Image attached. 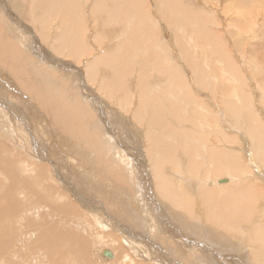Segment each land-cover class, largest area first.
<instances>
[{
    "label": "bare ground",
    "instance_id": "obj_1",
    "mask_svg": "<svg viewBox=\"0 0 264 264\" xmlns=\"http://www.w3.org/2000/svg\"><path fill=\"white\" fill-rule=\"evenodd\" d=\"M11 1H13L14 5L18 4L15 6L18 15H23L24 12L28 11L26 9L24 10L26 6H23V8L19 5V0ZM34 1L37 2L38 5L35 7L36 11L34 10L35 8L33 9L36 20L38 22L41 21V15H44L47 19L53 18L52 22L56 18L54 24L57 23L55 26L58 32L65 29V34L61 37L58 46L66 45L68 48L67 56L75 59H83V61H85L87 76H95L96 79L102 80L97 76V73L102 71L99 67L103 66L104 68L108 63L112 65L117 64L118 68L113 70L116 80H107L108 82L103 85L106 86L107 90H117L121 92L122 95L129 93L130 85L128 84V74L131 72V69H133L131 66L133 63L131 58L126 56V51L131 45L137 50H141V46H143V43L148 39L145 38L141 41L135 36L132 40L130 38L129 43L119 44L114 54L110 53L107 55V53H100L103 55L101 57L98 56V59L92 61L89 59V57H91V49L87 47V40L85 38L86 31L78 32L81 18L83 17L84 22L87 19L89 21L88 13H90L92 17L94 15L97 19L115 26L123 27L132 24L136 25V20H132L134 12L132 15L130 11L122 8L125 0H114V5H116V8H114L115 10L109 8L105 9V7H103L105 5L101 0ZM189 5H191L189 0H170V2L166 4V11H168L169 16L175 14L177 18H180L179 21L184 23L185 28L192 29L195 27L196 23L202 19H200V16L203 18L205 16H203V11H200L198 8L189 10ZM94 8H96L95 14L91 12ZM41 10H43V12H41ZM251 10H253V12L250 15H245V17L248 18L251 16L253 18V15L259 13L255 8H250V12ZM230 11L231 10H228L227 15L230 14ZM54 12L61 13V17H57V14ZM145 15L150 18L149 13L145 12ZM44 16L43 19L45 18ZM251 17L250 20H252ZM57 18H59L58 20L60 23L57 22ZM137 20L140 22V17L138 15ZM233 21L241 22L242 19H232L231 22L228 23L232 26L230 30L234 29L235 26H241V24H235ZM262 23L263 28L261 32L263 33L264 22ZM218 25L219 23L213 22L212 18L202 23L201 30L203 35H198V39L207 43V45L205 49H203L205 54L203 53L204 51L201 53L203 56L199 64L197 57H195V53L188 55L189 51H187V49L193 46L184 45L183 47V35L180 36V44H176V46L180 48L183 57L185 59L187 58V63H185L186 66H184V62L182 63L177 60L181 57L179 56L180 51L178 56H173L175 59L174 62L172 61L173 57L170 56L171 50L168 49V46L164 44L161 46V57L164 58L163 65L165 67L161 68L160 72L163 74L165 73V88L157 84L159 88L153 91L151 89L154 96H151L148 101V107L151 111L150 126L142 127L145 128L146 133L142 135V143L141 136L140 140L137 141L141 163H145L141 165V169L139 167L140 172H142V178L138 175H134L133 179L135 184H137V186H133V192L137 194V198L132 200V198H130V193L123 196L121 188L114 184L109 176H107L105 168L106 170L111 168V162L107 156V154H111L110 151L105 152L102 149L99 151V149L95 148L94 151L92 150V152H90V158L93 163H87L85 160L77 158L78 167L73 163V159L72 161H66L67 163H64L66 165L63 164V166L59 161L60 159L56 158L54 155L52 157L48 148L45 147L46 143L43 145L36 139H33L36 158L42 165L36 167L39 172L40 182L32 185L33 189H29L26 182L28 180L24 179L26 181L22 182L21 185L24 186L23 190L28 192V196L25 197L22 195L21 191L16 193L11 191L6 177L2 176L0 178V191L5 190V192H0V202L2 201L1 203L6 206H0V241L8 242V249L3 253V256H0V262L2 264H27L29 260H22L19 253L23 254V256H33L34 260L39 258V262L33 264H88L90 262H98L101 264H132L128 263L127 258H125L129 255V248H132L133 256L136 260H153L150 262L141 261V264H264V202H257L255 199V196L258 195V181L264 184L260 179L261 176L264 177V171L259 167L253 166V168L257 170V175L254 176L253 172L255 173V171L252 169V165L247 166L246 170L250 173L244 176L243 183L249 180L250 183L241 188V186L236 185L240 177L238 176L236 178L235 172L231 167V164L235 161L234 156L230 154L232 153L231 150L226 147L227 152H225V150L219 151L216 147V138L218 135L225 136L227 132H233L245 136L239 128H232L231 123L242 118L248 108L252 109V106H254V109L257 111H263L258 107V102L256 103L257 99L255 100L254 97L250 99L247 91H244L243 88L246 87L247 82H245V80H248V77L238 71V66H236L237 63L233 65L236 60L234 58L235 60L232 62L234 56L230 57L228 54L225 56L221 44L222 41L220 40L221 38L218 37L215 40L217 36L214 35L215 30L213 27H218ZM88 28L89 26L85 27L86 30H88ZM147 29L154 31L155 34L158 31V29H154L153 26H149ZM142 30H144V28H142ZM53 32L55 33L57 31L54 30ZM176 32L177 31H175V35ZM190 32L191 31H189V33ZM238 39L240 40V38ZM172 41L175 42V38H173ZM219 41L221 42L218 44ZM238 43L243 44L246 43V41ZM242 44L239 45L241 46ZM256 44L257 48L262 46H259L258 43ZM256 44L253 43V45L250 44V46H254V49ZM173 45H171V47ZM108 47L109 46L106 48ZM54 48L59 49L60 47L55 46ZM101 48V46H96L95 50ZM259 49H256L257 51L255 52H258ZM152 51L154 52L153 49ZM184 51H186V54ZM253 51L254 50H252V52ZM212 54H218L220 56L219 61H225L227 72H239V77L244 83L239 91V101L231 100L229 98L228 89L222 88V91H224L223 94L225 93V102H223V104L221 103V108L217 105V108H215L216 106L212 102L211 96L206 92V95L203 96L204 98L202 99H198L197 96H195L200 87L206 86L211 88L217 86V82L216 85L213 82L210 83L211 77L209 73L207 74L209 71H203V69H206L204 65L207 61L205 62V60ZM221 54L222 58L224 56V59L221 58ZM133 56L136 55L133 54ZM263 56L261 58L254 56L255 58H253V60L252 58L249 59V63L254 64V77L258 80V84L252 89L253 92L256 91L255 96H258L259 92H264V86H262L263 78L261 75L264 72ZM58 57L59 56L56 57L52 55V59L55 61L54 65L61 67L64 63L60 60L61 58ZM203 57L207 58L204 59ZM83 61H81V64H83ZM202 61H204V65ZM65 64L70 65L69 63ZM14 66L16 68L15 73L17 77L22 79L24 84L29 88V93L32 98L28 95V97L20 98L22 94L17 89L15 81L8 78L7 72L1 67L0 98L16 96L24 107L17 103H14V107L16 111H25V109H29V117L28 114L25 115H27V122L32 125V128L41 126V123L47 124V120L45 118L42 119V115L39 113L41 112L40 106L51 113L52 118L55 120L56 130L60 131L67 142L80 143L79 141L81 138L78 137V134L81 132L86 133L87 139H90L88 136V127L86 125H79L76 122L77 113L74 112L73 114H69L66 109L63 108L62 103L55 99V86L50 81L51 77H43L40 65L34 67L32 64L27 63V67L24 69L20 68V64H14ZM234 66L236 69H233ZM184 69L192 71V79L194 78L192 84H189L191 80L189 72ZM166 73L168 75H166ZM26 75H33L34 79L31 80ZM187 76H189L190 79L186 78ZM70 79H72V76H70ZM70 81L72 82L71 88L74 86L76 89L73 81ZM213 81L215 82L216 80ZM103 82L104 80L102 83ZM195 83L200 84V86H196L198 90L195 88V94L191 95L190 92L192 93L193 90L191 91L192 88L190 89V86H194ZM49 86H51L53 90ZM88 91V89H83L81 93L88 96ZM77 92L80 94V90ZM237 92L238 91H234V94H237ZM239 97H243V99L241 100ZM182 98L184 100L181 102L180 99ZM252 99H254L255 102L252 101L248 103ZM214 100H217V97ZM29 101L32 103L36 102L38 105L36 106L37 109L34 105L25 104ZM91 101L93 102V107L91 111L87 112L88 114L86 116V120L90 122L94 119L91 117V114L94 113L96 116L101 114V107L104 104L102 103L103 101L100 100V96H97L96 99L91 98ZM77 104L76 102L74 105ZM129 106H131V104ZM3 107H5L4 104H0V110L6 109L15 128L16 122L12 117L13 111L8 107H5V109ZM76 108L81 114L82 110L79 105H77ZM116 113L119 117L124 118L119 112ZM251 117L254 118L253 116ZM143 120L141 108L135 112L132 121L127 119L129 122L135 121L140 123H143ZM0 126L4 129H8V125L5 121L0 122ZM258 127L261 128L258 133L264 132V125L259 124ZM132 130L139 132L138 128L134 127V125L132 126ZM214 132L217 134L216 138L213 137L215 136ZM50 135L51 137L52 135L56 136L53 130L50 131ZM242 144L249 145L245 141H241V145ZM164 146H166L169 151L173 149L177 151L174 170L165 167V158L162 156ZM18 150L23 151L20 149V146H18ZM244 151L246 150L244 149ZM68 156H70V154H68ZM249 158L248 155L246 160ZM70 164H73V168H76L83 176L88 175L83 181L87 189H89V187L92 188V186L89 185L90 183H95L96 185L102 183L105 196L97 194V190L96 197L86 192V195H89L93 200H90L86 195H82L80 190L84 184L80 179L73 180L75 173L74 169H71L72 166H70ZM138 164L140 166V161H138ZM108 165L109 167H107ZM126 165H129V163L126 162ZM84 166H86L84 169L85 171L83 170ZM183 167H188L190 169H185L184 171ZM191 169L193 170L192 174L190 173ZM45 170L49 171L54 176L56 179L54 183L42 182ZM68 173L70 175H68ZM185 180L188 181L186 184H184ZM60 184L66 193L57 197L56 195H58ZM56 186L58 188H56ZM92 189L89 190L91 191ZM35 190L38 191L35 192ZM48 195L52 207H47L48 217L46 219L42 216L43 214L39 215V210H41L43 206L38 207L37 204H45V199ZM160 197L163 199H160ZM138 200L144 202V204L138 202ZM94 202H98L100 206L95 205ZM141 204L142 208H140ZM116 209L124 212V215L116 213ZM163 209L173 216L174 222L176 223L175 227H177L178 230L175 228L174 232L172 230L163 231V228L160 226L151 230H146V220L150 213L154 212L156 215L155 219L162 223L163 226L167 223L161 213ZM57 211H59L61 215L59 213L56 214ZM148 211L150 213H148ZM14 214H16L15 217L11 221H8L9 215ZM31 215L37 216L36 219L27 220V217ZM85 216H91L94 219L93 228L91 225L82 222L85 221ZM116 216L122 220L123 223L120 222ZM200 218L202 222H199ZM57 219H59L58 222ZM36 220L38 223H42L37 224ZM133 221L134 227L131 224ZM77 223H80L78 230H74L70 227ZM14 224L24 226L30 231L33 230L36 232L35 236L31 239V233L29 235H20L19 230L15 228ZM247 225L253 226L250 233L254 234V236L256 235L255 240L263 243V246H261L262 251L258 250L257 253L255 251L253 254H256L253 256H251L249 251L241 244L250 234L247 233ZM144 227L145 231L139 233V230L144 229ZM80 229L83 231H91L92 234L88 237L83 231H80ZM199 230H202L200 232L201 237L198 235ZM224 230L231 231V235H226ZM180 231H184L185 237L186 233L189 234V238L186 239L182 235H179L178 233ZM204 237L210 244L215 246L214 249L211 250L208 247ZM74 238L75 240H72ZM23 239L31 240V244L29 243L30 245L26 249H23V247L21 248V246L17 244L19 240ZM28 240L27 242H29ZM37 243L39 244L36 245ZM12 249H14V251H11ZM106 251L111 253V257L105 254ZM11 252L15 255H12L10 259H6L4 255L6 254L7 256ZM44 252H46V254ZM169 254L177 256L183 261H179ZM104 256L109 260L103 258ZM222 256L227 259H224L225 262L220 263L219 258H222ZM233 257L235 258L228 260V258Z\"/></svg>",
    "mask_w": 264,
    "mask_h": 264
},
{
    "label": "rangeland",
    "instance_id": "obj_2",
    "mask_svg": "<svg viewBox=\"0 0 264 264\" xmlns=\"http://www.w3.org/2000/svg\"><path fill=\"white\" fill-rule=\"evenodd\" d=\"M0 1H1L0 2V67L7 72L8 78L15 81L17 85V89L22 94L21 95L22 97L20 98L28 97V96L32 98V96L29 93L30 92L29 88L24 84L22 79L17 77L15 73L16 68L14 64H20L21 69L27 67L26 66L27 63L32 64L34 67L36 65H40L42 69L43 77H48V78L51 77L50 81L55 86L54 87L55 99L58 102L62 103L63 108H65L69 114H73L74 112L77 113L76 122L79 125H86L88 127V136L90 138L87 139L86 136L87 134L81 132L78 134V137L81 138V140L79 141L80 143L67 142L64 136L60 133V131L56 130L55 120L52 118L51 113L47 112L40 106L39 108L41 109V112L39 113L42 115V119L45 118L47 120V124L41 123V126L32 128V125L27 122V115H25L28 114L29 117V113H28L29 109L27 108L25 109V111H16L14 107V103H17L18 105L24 107L22 102L16 96H12L8 98H4V97L0 98V104H4L5 107H8L13 111L12 113L13 115L12 114L11 115L16 122L14 128L13 121L9 117L5 107H3L5 110H0V122L5 121V123L8 125V129H4L2 126H0V178L3 176L8 179L10 189L13 193L21 191L23 196L25 197L28 196V192H25L23 190L24 186L21 185L22 182L26 181L24 179L28 180L26 182L28 184L29 189H33L32 185L40 182L39 172L36 167L42 165L41 163L38 162V159L36 158L35 155L36 150L34 148L33 139H36L43 145H45L46 143L45 147L48 148L52 157L54 155L56 156V158L60 159L59 161L62 163V165L70 160L72 161L73 159V163L78 167L79 164L76 161L77 158L85 160L87 163H93L90 158V152H92V150L94 151L95 148L99 149V151H101V149L104 150L105 152L110 151L111 154H107V156L111 162V168L109 170H106L105 168V172H107V176H109V178L114 184H116L121 188V193L123 196H126L127 194L130 193L131 194L130 198H132V200L137 198L138 197L137 194L133 192V186L135 185L137 186V184H135L133 179H134V175H138L142 178L141 175L142 172H140L139 167L141 169V165L145 164L143 162L141 163L140 155L138 153V148H137L138 146L137 141L140 140V136H141V143H142V135H145L146 133L145 128L142 127L150 126L151 111L148 107V101L150 100L151 96H154L152 91L156 88H159L158 85H162V87L165 88L164 86L165 73L163 74L160 72V69L165 67L163 65L164 58L161 57L162 54L160 51L161 46L162 44L168 46V49L171 50L170 51L171 57L178 56V53L180 51L179 56H181L180 57L181 60L179 58L177 60L182 63L184 62L183 64L184 66H186L185 63H187L186 61L187 58L185 59L183 57L180 48L176 46V44H180V40H181L180 36L183 35L182 36L183 47L184 45L193 46L192 48L187 49V51H189L188 55H192L193 53H195V57H197L199 64L203 56V54L201 55V53L202 51H204L203 49H205L207 43L200 41L198 39V35H203L201 30L202 23L205 22L206 20L209 21L211 18L213 19V22L219 23L218 27L217 26L213 27L215 30L214 35L217 36L215 37V40L218 37L221 38L220 40L222 42L219 41L218 44L221 42L223 52H225L224 53L225 56L226 54H228V56L230 55V57L234 56L232 62H234L235 59L236 60L233 65L237 63L236 66H238L237 68L238 71L241 72L243 75L245 74L246 77H248V80H245V82L246 81L247 82H246V87L243 88L244 91H247L248 97L250 99L253 97L255 100L257 99L256 103L258 102V107H260V109L263 111V112H259L256 109H254V106H252L253 108L252 109L248 108L247 112L243 114L242 118L234 121V123H231L232 128H237V129L239 128L245 134V136H242L241 134L238 135L233 132H227V135L225 136L218 135L216 138L217 134L214 132L215 136L213 137L217 139V144H216L217 150L219 151L225 150V152H227L226 147L229 150H231L232 153L230 154H232L235 158V161L231 164V167L235 172L236 178L238 176L240 177V180L239 182H237L236 185L241 186V188L247 186L250 183V180L247 181L246 183H243L244 176L250 173L246 170L247 166L252 165V169H254L253 166H256L264 171V132L262 131L258 133V131L261 130V128L258 127L259 124L264 125V92H259L258 96H255L256 91L255 92L252 91L253 87H256V84H258V80L254 77V71H253L254 64L251 63L252 64L251 65L249 63V59L252 58L253 60V58H255L254 56L261 58L264 55L263 52L264 31L263 33L261 32L263 28L262 22H264V0H189L191 5H189L188 9L190 10V9L198 8L200 9V11L201 10L203 11V16H205L204 18L200 16V19L201 18L202 19L198 21L195 27L192 29L185 28L184 23L180 22L179 21L180 18H177L175 14L173 16H169L168 11H166V4L170 2V0H125L123 2L122 8L127 11H130L131 14L134 12V15L132 14L133 15L132 20H136V25L132 24L130 26L127 25L123 27L115 26L113 24L106 23L103 20L97 19L96 17H94V15L92 17L90 13H88L89 21L87 19L84 22L82 17L80 20V27L78 32L80 33L86 31L85 38L87 40V47L91 49L90 51L91 57H89V59H91L92 61L98 59L99 58L98 56L101 57L103 55V54L101 55L100 53H107V55H109L110 53L114 54L115 50L118 49L119 44L129 43L130 38L132 40L135 36H137L141 41L145 38L148 39L143 43V46H141V50H137L133 45H131L130 48H128L126 51V56H129L133 63L131 64L133 69H131V72L128 74V84L130 85V87H129V93L126 95L125 94L122 95V93L117 90H113V89L107 90L106 86L103 85L106 82H108L107 80H116V78H114L115 74L113 70L118 68L117 64L112 65L108 63L104 66V68L103 66H100L99 68L102 71L98 72L97 76L102 80H98L95 78V76L94 77H90L89 75L87 76L86 64L85 61H83V59H75L67 56V49H68L67 46L66 45L58 46L61 37L64 36L65 34V29L60 30L58 32L55 26L57 23L54 24L56 18L52 22L53 18L47 19L44 15H41L40 16L41 21L38 22L34 17V13H33V9L36 6H38L37 2H35L34 0H19L20 2L19 5L22 7L26 6L27 8L26 7L23 8L24 10L26 9L28 11L24 12L23 15L21 14L18 15V13L15 10V6L18 4L14 5L13 1L11 0H5V1L0 0ZM101 1H103V4L105 5L103 7H105V9L116 8V5H114L115 4L114 0H101ZM10 6L13 7L11 8ZM250 8H255L257 11H259L257 15H253V18L251 16H249L248 18L245 17V15L247 14L250 15L253 12V10H251L250 12ZM34 10L36 11V8ZM95 10L96 8H94V10H91V12L95 14ZM228 10H231L229 15H227ZM41 12H43V10H41ZM145 12L150 14V18L145 15ZM55 14H57L56 16L57 17L59 16V18L61 17V13H55ZM137 15L140 17V22H138L137 20ZM43 16L45 17L44 19ZM250 17L252 18V20H250ZM59 18H57V20ZM237 18L240 20L242 19V21L241 22L233 21V23L241 24V26L239 25H238L239 27L235 26L234 29L230 30L232 26L229 25L228 23L231 22L232 19L236 20ZM57 22L60 23L59 20ZM88 26L89 28L88 30H86L85 27ZM149 26H153L154 29L155 28L158 29L157 33L155 34L154 31L148 30L147 28ZM142 28H144V30H142ZM54 30H56L57 32L54 33L53 32ZM175 31H177L176 35H175ZM189 31L191 32L189 33ZM231 31H233L234 34ZM173 38H175V42L172 41ZM238 38H240V40ZM237 41L238 42L246 41V43L242 44V43H238ZM253 43L255 44L258 43L259 46L261 45L262 46L259 47L260 48L259 49L256 47L257 46L256 44L255 48L253 49L254 46L253 47L250 46V44L253 45ZM239 44L242 45L240 46ZM171 45L173 46L171 47ZM55 46L60 48L55 49L54 48ZM96 46L99 47L101 46L102 48L95 50ZM105 46L106 47L109 46V47L106 48ZM152 49L154 50L155 53L152 51ZM256 49H259L260 51L258 50V52H255L257 51ZM252 50L254 51L252 52ZM184 53L186 54V51H184ZM203 53L205 54V51ZM133 54H135L136 56H133ZM52 55L56 57L59 56L58 58H61L60 60L64 63V65H62L61 67L54 65L55 61L52 59ZM211 56H208V59H206L207 57L205 58L203 57L204 59H206L205 62L207 61L205 65H204V61H202L203 65L206 67V69H203V71L205 72L209 71L207 72V74L209 73L211 77L210 83L213 82L216 85L217 82V86L211 88L206 86L200 87L201 89L199 88L198 90V87L196 86H200V84L195 83L194 86H190V89L192 88L191 91L193 90L192 93L190 92V94L194 95L195 94L194 92L196 91L195 88H197L198 92H196L195 96H197L198 99L204 98L203 96H205L207 93L209 96H211V100H213L212 102L215 104V106L217 105L218 107L220 106L221 108L223 102H225L224 101L225 93L223 94L224 91H222V88L224 89L227 88L228 94L230 96L229 98L234 101H239L238 99V96H240L239 91L240 88L244 85V83L241 81L239 77V72L237 71L227 72L225 68L226 65L225 61L224 60L219 61L220 56L218 54H212ZM174 57L172 61L175 62ZM221 58H222V54H221ZM222 59H224V56ZM81 61H83V64H81ZM65 63H69L70 65H66ZM233 69H236V67L234 66ZM184 70L188 71L187 69ZM188 72L191 77L189 84H192L193 83L192 80H194V78L192 79L193 74L191 73L192 72L191 70ZM166 75L168 74L166 73ZM261 75L263 78L262 86H264V72ZM26 76L31 80L34 79L33 75L30 76L26 75ZM70 76H72V79H70ZM190 77L187 76L186 78L190 79ZM212 79L216 81L214 82ZM70 80L73 81V84L76 86V89L74 88V86L73 88H71L72 82ZM103 80L104 82L102 83ZM51 89L53 90L52 87ZM83 89L89 90L88 96L81 93ZM79 90H80V94H78L77 92ZM234 91H238L237 94H234ZM97 96H100V100L103 101L102 103L104 104L101 107V114H99L98 116H96V114L94 113L91 114V117H93L94 119L90 122L86 120V116L88 114L87 112L91 111L93 107V102L91 101V98L96 99ZM216 97L217 100H214ZM239 98L241 100L243 99V97H239ZM254 99H252L248 103H251L252 101L255 102ZM180 100L182 102V100L184 99L182 98ZM76 102L78 103L77 105H79V107L82 110L81 114L76 108L77 105H74ZM25 104L34 105L35 108L36 106H38L36 102L32 103L31 101ZM130 104L131 106H129ZM217 106L215 108H217ZM139 108H141L142 110V116L144 118L143 123L135 122V121L134 122L127 121V119L132 121L135 112ZM116 112H119V114H121L122 117L124 116V118L119 117ZM251 116H253L254 118H252ZM133 125L134 127L138 128L139 132L132 130ZM51 130H53L56 135V136L52 135L53 138L50 135ZM241 141H245L249 145L248 146L244 144L241 145ZM18 146H20V149L23 151H19ZM244 149L246 151H244ZM225 152L223 153L228 154ZM68 154H70V156H68ZM176 155H177V151L175 149L169 151L166 146L163 147L162 156H164L165 158L164 161L166 168H172V170L175 169L174 163H176V159H175ZM248 155L250 158L246 160ZM64 156L66 157V159ZM138 161H140V166L138 164ZM126 162L129 163V165H126ZM70 166H72L71 169L72 170L74 169V173H75L73 180L80 179L83 182L84 179H86V176L88 175L83 176L82 174L79 173V171L76 168H73L74 167L73 164H70ZM85 167L86 166L83 167V170L85 169ZM107 167H109V165ZM185 169H190V168L183 167L184 171ZM254 171L255 173L253 172V174L254 176H256L257 170L254 169ZM44 173L45 175L42 182L54 183L56 181L54 176L49 171L45 170ZM190 173L191 174L193 173L192 169ZM68 175L70 174L68 173ZM260 179L262 182H264L263 176H261ZM187 182L188 181L185 180L184 184H186ZM72 183L76 184L75 182ZM83 184H84L82 186L83 189L80 186L81 187L80 192L82 193V195H86L87 192L89 195L94 197H96L97 194L105 196V191L102 189V183H99V185H96L95 183H90L89 185H91L93 188L92 189L89 187V189H92L91 191L85 187L86 184L84 182ZM257 184H258V195L255 196V199L257 200V202H264V184L261 183L260 181H258ZM56 188L58 187L56 186ZM96 190L98 191L97 194H96L97 192ZM37 191L38 190H35V192ZM0 192H5V190H2ZM64 193H66V191L63 189V187L60 184L58 188V195L56 196L58 197L61 194L64 195ZM89 195L86 196H88L90 200H93V198H91ZM48 197L49 195L45 199V204H37L38 207L43 206L42 209L39 210V215L43 214L42 216L46 219L48 217L47 207L48 208L52 207L51 201L48 199ZM160 199L163 198L160 197ZM1 202H0V206L4 207L5 204ZM138 202L141 201L138 200ZM94 203L95 205L100 206L98 202H94ZM141 203L144 204V202ZM140 208H142V204ZM58 213L61 215L59 211L56 212V214ZM116 213L124 215V212L119 211L117 209H116ZM148 213L150 212L148 211ZM161 213L167 223L163 226L162 223H160L155 219L156 215L153 212L147 216V220H146L147 224L145 225L146 230L147 229L151 230L158 226L163 228V231L172 230L174 232L175 228L176 230H178L177 227H175L176 223L174 222L173 216L170 213H168L165 209H163ZM15 215L16 214L9 215L8 221H11L15 217ZM36 217L37 216L31 215L30 217H27V220L28 219L34 220L36 219ZM84 219L85 221L82 222H84V224L91 225L93 228L94 219L91 216H85ZM58 221L59 219H57V222ZM119 221L122 222V220L120 219ZM199 222H202L201 218L199 219ZM41 223L37 222V224H41ZM131 224L134 227V221ZM14 226L19 230L20 235H24V234L29 235L31 233L32 234L31 239L35 236L36 232H34L33 230L32 231L27 230L26 227L19 226L18 224H14ZM79 226L80 223H77L76 225L70 227L73 228L74 230H78ZM247 226H248L247 233L249 234L253 226L250 225ZM80 231L83 230L80 229ZM144 231H145V227L144 229L139 230V233ZM201 231L202 230H199L198 233L200 237H201L200 234ZM83 232L88 237L92 234L91 231L88 230H85ZM224 233L226 235H231L232 232L229 230H224ZM178 234L185 237L184 231H180ZM185 238L188 239L189 234L186 233ZM255 239H256V235L254 236V234L250 233L247 236L246 240H244L241 243L244 246V248H246V250L249 251L251 256L255 255L258 252V250H261V246H263V243L261 241H257ZM27 240L28 239L19 240L17 244L21 246V248L23 247V249H26L31 244V240L30 241L28 240L29 242H27ZM72 240H75V238ZM205 243L208 245V247L211 250L215 248V246L213 244H210V242L206 240V238H205ZM38 244L39 243H37L36 245ZM7 249H8V242L0 241V256H3V253H5ZM11 251H14V249H12ZM255 251L256 253L253 254ZM128 252L129 255L125 257L127 258L128 263L141 264V261H144L143 259L140 261L134 258L132 248H129ZM44 253L46 254V252ZM12 255L15 254L11 252L7 256L5 254L4 257L6 259H10ZM19 255L22 260L25 259L29 260L27 264H33L39 262V258L34 260L33 256L25 255L26 256L25 257L23 256V254L20 253ZM169 255L179 261H183L177 256H173L171 254ZM103 258L108 259L105 256ZM234 258L235 257L228 258V260ZM219 259H220L219 262L222 263L225 262L224 259L227 258L222 256V258ZM150 261L153 260L148 259V261H144V262H150ZM0 264L2 263L0 262ZM79 264H83V263H79ZM88 264H101V263L90 262Z\"/></svg>",
    "mask_w": 264,
    "mask_h": 264
},
{
    "label": "water",
    "instance_id": "obj_3",
    "mask_svg": "<svg viewBox=\"0 0 264 264\" xmlns=\"http://www.w3.org/2000/svg\"><path fill=\"white\" fill-rule=\"evenodd\" d=\"M105 254H106L107 256L111 257V253H109V252L106 251Z\"/></svg>",
    "mask_w": 264,
    "mask_h": 264
}]
</instances>
